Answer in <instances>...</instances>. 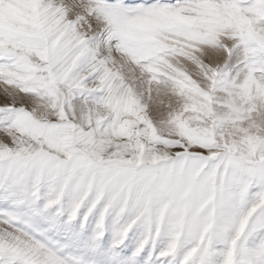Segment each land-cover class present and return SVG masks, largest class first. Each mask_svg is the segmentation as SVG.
<instances>
[{
	"label": "snow or ice",
	"instance_id": "6c2138e0",
	"mask_svg": "<svg viewBox=\"0 0 264 264\" xmlns=\"http://www.w3.org/2000/svg\"><path fill=\"white\" fill-rule=\"evenodd\" d=\"M0 264H264V0H0Z\"/></svg>",
	"mask_w": 264,
	"mask_h": 264
}]
</instances>
